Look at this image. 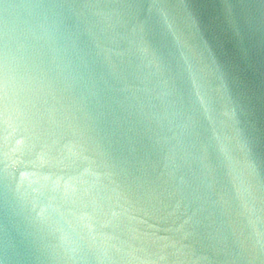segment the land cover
I'll list each match as a JSON object with an SVG mask.
<instances>
[{
    "label": "water",
    "instance_id": "obj_1",
    "mask_svg": "<svg viewBox=\"0 0 264 264\" xmlns=\"http://www.w3.org/2000/svg\"><path fill=\"white\" fill-rule=\"evenodd\" d=\"M0 264H264V0H0Z\"/></svg>",
    "mask_w": 264,
    "mask_h": 264
}]
</instances>
